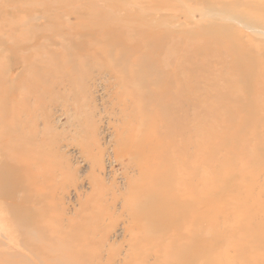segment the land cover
<instances>
[{
    "label": "rangeland",
    "instance_id": "obj_1",
    "mask_svg": "<svg viewBox=\"0 0 264 264\" xmlns=\"http://www.w3.org/2000/svg\"><path fill=\"white\" fill-rule=\"evenodd\" d=\"M84 1L78 0L66 12L61 0H0V112L8 109L11 97L23 108L17 117L21 139L9 147L21 146L28 152L31 171L30 179L24 181L26 187L17 188L15 198L25 197L23 205L28 213L40 217L37 226L28 223L15 231L7 211L13 201L6 199L0 187V264H60L53 252L59 242L68 246L64 257L75 264H132L144 254L135 243L147 233L149 222L132 210L138 185L153 178L148 173L142 179L144 166L151 167L153 161L147 135L139 124L138 86L125 82L126 74L106 69V64L113 62L111 55L106 60L101 54L92 55L111 51L110 47L93 42L92 51L87 52L76 51L72 45L81 37L83 25L87 29L102 26L101 36L106 37V31L118 25L113 16L125 20L137 14L136 10L151 16L140 23V29L148 30L151 22L157 23L155 28L143 37L137 27L130 35L127 24L126 31L112 41H158L150 45L155 44V51L163 53L168 41L181 32L209 30L210 40L188 39V50L208 41L210 59L204 62L207 66L182 63L200 81L189 90L190 101L176 104L175 112L164 117L166 121L174 119V123L165 135L160 129L165 137H159L161 146L162 139L168 144L161 150L186 156L187 162L200 167L207 178L205 192L214 198L204 212L206 238L210 242L217 224L232 220L235 213L236 220L229 223L246 220L264 230V96L259 94L264 90V75L257 79L264 73V0H116L119 3L111 10L108 2L113 0H91L92 7L101 12L85 20L81 17ZM146 3L158 10L151 12ZM107 10L112 22L101 17ZM128 58L132 60L134 55ZM235 58L246 61L244 69L253 70L254 75L246 78L247 91L238 92L232 100L228 87L234 82ZM24 59L37 64L63 61L72 72L63 70L56 79H36L25 72ZM210 67L223 74L222 89H215L213 83L203 88L206 81L212 82ZM180 69L181 64L170 72L173 75ZM29 79L35 80L37 95L21 90L24 80ZM258 84L262 89H255ZM201 157L204 164L200 166L197 161ZM0 160V165L21 166L1 155ZM187 180L198 186L196 175ZM223 187H235V194L220 193ZM50 227L54 229L47 230ZM222 230V242L209 244L210 249L208 246L209 264H264V249L251 252L243 245L235 246L246 237ZM26 243L34 246L32 251ZM75 256L83 261H75ZM155 263L153 253L141 262L137 260V264Z\"/></svg>",
    "mask_w": 264,
    "mask_h": 264
},
{
    "label": "bare ground",
    "instance_id": "obj_2",
    "mask_svg": "<svg viewBox=\"0 0 264 264\" xmlns=\"http://www.w3.org/2000/svg\"><path fill=\"white\" fill-rule=\"evenodd\" d=\"M90 1L91 0H85L83 2L86 3L85 8L82 11L85 13L81 15L84 20L91 16H97L100 14L99 12H101L96 8L94 9ZM61 2L64 3V11L68 12L78 0H61ZM139 2L144 3L141 1ZM108 3L107 9L111 10L114 9L115 5L119 2L113 0ZM132 3H134V1H132ZM146 4L149 5V8L147 9L151 12L158 10L157 7L153 6L154 4ZM157 6L159 7L158 4ZM108 12V10L104 11L101 17L104 20L112 22V18L109 16L112 14H108ZM136 12L138 13L132 14V16H135L134 18L129 16L125 20L113 16L118 25L114 26L112 30L106 31V37L103 35L101 36L102 33H100V30L102 26L96 25L95 29H87L84 28L86 25H83L84 27H81L80 29L81 37H76V40L72 41V45L76 51H92L90 46L93 42H101L103 45H106L105 47L108 49L110 47L112 49L111 51L106 52L105 50H101L100 52H92V55L101 54L104 57L103 59L108 55H111V57H113V62L109 64L107 63L106 69L116 75L126 74L128 79H126L125 82H130L131 84L138 86L135 100L138 102L139 124L143 134L145 136L147 135L146 142L151 151L149 157L153 161L151 167L147 166L145 163L146 165L142 171V179H145L148 173H150V178H153L147 181L143 180V182L138 185L139 195H136L133 202L134 206L132 212L141 215L143 220L147 219L149 226L147 225V233L135 243V246L142 250L144 254L135 258L134 261H132V264H137V260L141 262L149 253L155 255V264H209L207 262L208 246L210 249V246H212L215 241L219 243V240H222L221 233L224 232L222 230L223 228L230 233L236 235L239 234L242 238H244V236L246 237V239L239 241L240 245L239 242H237V244L234 243L235 246L243 245L251 252L256 251L257 249H264V237H261L264 236V230H261L259 226H253L252 223L246 220L243 222L238 221L236 223H229V221H232L233 219L236 220V213L232 220L228 218L220 223V225L217 224L214 235L212 233L213 239L209 242L206 238L208 232L204 226L206 215L204 212L207 202L213 199L214 196L209 194V192H205L207 191L206 183L208 182L205 174L200 171V167L196 168L190 164V162H187L186 156L174 155L172 154L173 150H171V154H169L170 152H166L165 149L161 150L162 147L166 148L168 144L166 141V143H164L162 139L161 146V139L159 137L164 138V135L169 132V129H172L174 123V119L171 121L168 119L166 121L164 117H169V115H172L175 112L177 108L176 104L179 105L181 102H187V100L190 101L188 92L189 90L191 91L195 89V83L199 80V77L196 74L191 73L184 64V66L182 65V63L189 62L191 65L197 63L203 65L206 60L210 59V46L208 41H203L200 47L189 49L192 50V52H190L191 58H189L187 56V51H189L188 39L199 38V41L206 38L207 40H210L208 37V28H203V30H198L192 33H188L187 31L181 32L177 37H173V41L172 39L171 41H168L170 44H168L162 51L163 53L155 51V44L150 45L153 41H147L144 44L139 41H129L128 39L127 41H112V39H118L120 33L126 31L127 24L130 26L129 33L132 35L133 27H137L135 30H139L140 28L138 26L140 23L147 22L148 18L151 17H145L142 10H140V12L136 10ZM120 22L124 24L121 26L122 23ZM156 24L157 23L155 22H151L148 30L140 29L141 35L143 37H145V35L148 36L151 33V30L155 28ZM158 28L162 29L161 23L158 24ZM213 29H215V27ZM97 32L98 34H96ZM85 34L88 36L87 41H85ZM100 38H103L105 41H97ZM181 38H185L184 41H180ZM154 42L157 43L158 41ZM182 42L183 46L179 47V44ZM147 44L152 48L148 49ZM176 51L179 53L178 55H176ZM207 53L208 56H206ZM131 54L134 55V59L132 58V60H129L128 56ZM96 55L93 56L95 57ZM199 55L202 57H199ZM194 58L199 61L194 60ZM46 61L42 64H37L31 63L28 59H24V62L27 64L25 72L31 76L33 74L36 79H38V76L55 77V75L63 70L72 72V69L64 66L63 61L56 63H52L49 60ZM180 64V71H175L172 75L170 70L174 68L176 69ZM246 64V61L243 63L235 58V63L232 68L235 72L232 76L234 82L229 84L230 86L228 87V96L231 97L232 100L238 92L243 93L247 91L245 88L247 84L246 78L248 77L249 79L254 75L253 70L244 69L248 67ZM199 69L205 70V67L204 69ZM209 71L212 75V82L206 81L207 83L202 85L203 88L205 89L213 83L215 84V89H222L220 79L223 78V74L219 73V71H217V73L216 71H212L211 67ZM263 75L264 73L257 79H260ZM237 77L241 78V82H237ZM33 79L27 81L24 80V85L21 87V90L26 89V95H29L30 93L37 95V87H35V80ZM55 81L56 80H54V82ZM258 82L260 83V80ZM57 83L58 82H56V84ZM261 86L262 85L259 86L258 84L255 89H262ZM144 90L146 91L144 92ZM259 94H263L264 96V90H261ZM10 99V108L8 107L4 112H0V127L2 128L0 129V155L21 166L9 167L5 163L0 165V187L4 189V191H2L6 199L11 200V202L13 201L7 211L12 217V226L16 231L19 230L21 225L28 223L30 226H37L40 217L39 215L28 213L23 205L26 202L25 197L23 199L15 198L16 189L20 186H24V188L26 187L24 181L26 178L30 179L31 171L30 164L27 162L29 161L28 152L25 151L24 148H21V146L16 148L9 147L11 143H17L21 139L18 132L19 126L17 125V117L20 115L21 109L23 110L20 103H18L15 98L11 97ZM203 102L205 103L207 101L203 100ZM145 105L149 107L147 110L144 108ZM24 115H26V113ZM160 129L165 130L164 135L162 136ZM158 132L160 134H158ZM171 144L173 145V143ZM167 153L168 155H165L162 158L159 157L161 154L163 155ZM194 161H197L196 158ZM197 162L200 166L201 164H204L202 157ZM195 169L200 174H194ZM171 174L173 176L169 177ZM191 175L197 176V187L191 186L187 180ZM29 183L30 181H28V184ZM219 190L220 193L226 192L227 194L231 193V195L235 194V187H227V189H224L223 187V189L220 188ZM0 193L2 192L0 191ZM191 197H193L192 201ZM0 200H2L1 197ZM130 207H132V202ZM216 223L218 222L216 221ZM211 226L213 225L211 224ZM211 226L210 228H212ZM53 229L51 227L47 228V230L50 231ZM57 232H61L60 229L57 230ZM26 245L28 250H30L29 248H31V251L33 250L34 246L31 245V243H26ZM48 245L50 246V244ZM69 250L70 249L64 242H59L56 245L55 250H53L57 255L56 263L75 264L64 257L69 253ZM75 259V261H77V259L83 261L81 256H75ZM222 264L224 263L222 262Z\"/></svg>",
    "mask_w": 264,
    "mask_h": 264
}]
</instances>
